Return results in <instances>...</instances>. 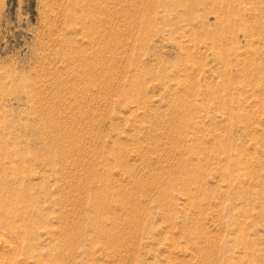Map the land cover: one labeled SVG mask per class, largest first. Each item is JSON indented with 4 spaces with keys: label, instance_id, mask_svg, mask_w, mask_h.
Instances as JSON below:
<instances>
[{
    "label": "rangeland",
    "instance_id": "obj_1",
    "mask_svg": "<svg viewBox=\"0 0 264 264\" xmlns=\"http://www.w3.org/2000/svg\"><path fill=\"white\" fill-rule=\"evenodd\" d=\"M0 264H264V0H0Z\"/></svg>",
    "mask_w": 264,
    "mask_h": 264
},
{
    "label": "bare ground",
    "instance_id": "obj_2",
    "mask_svg": "<svg viewBox=\"0 0 264 264\" xmlns=\"http://www.w3.org/2000/svg\"><path fill=\"white\" fill-rule=\"evenodd\" d=\"M140 1V0H139ZM102 3V2H101ZM125 3V2H124ZM84 4V3H83ZM100 4V3H99ZM118 4V3H117ZM95 5V4H94ZM92 6V5H91ZM104 7V6H103ZM94 9V8H93ZM96 9V8H95ZM101 9V8H100ZM114 9V8H113ZM96 11V10H95ZM102 11V10H100ZM97 12V11H96ZM105 12V11H104ZM97 16V15H96ZM96 19V18H95ZM103 20V19H102ZM99 21V20H98ZM104 21V20H103ZM107 22V21H106ZM107 24V23H106ZM106 28V27H105ZM90 30V29H89ZM118 35V34H117ZM116 147V146H115ZM122 150V149H121ZM115 156V155H114ZM68 157V156H67ZM3 203V202H2ZM12 215V214H11ZM7 239V238H6ZM6 242V241H5ZM10 242V241H9ZM8 243V242H7ZM18 252V251H17ZM20 253V252H18ZM17 255V254H16ZM17 259V258H16Z\"/></svg>",
    "mask_w": 264,
    "mask_h": 264
}]
</instances>
